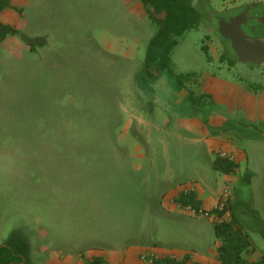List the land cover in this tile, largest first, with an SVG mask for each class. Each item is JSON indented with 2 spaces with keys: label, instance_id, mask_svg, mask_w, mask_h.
Returning a JSON list of instances; mask_svg holds the SVG:
<instances>
[{
  "label": "rangeland",
  "instance_id": "1",
  "mask_svg": "<svg viewBox=\"0 0 264 264\" xmlns=\"http://www.w3.org/2000/svg\"><path fill=\"white\" fill-rule=\"evenodd\" d=\"M190 1L205 13L252 0ZM24 2L26 34L44 35L47 44L21 34L35 51L0 48V245L15 234L30 263L40 264L44 247L58 259L142 238L136 225L156 219L147 207L158 206L159 179L176 165L162 121L174 119L175 98L181 116L191 110L195 80L182 84L175 75L208 71L264 83V64L241 62L231 48L224 53L202 21L179 38L160 77L144 68L158 27L139 0ZM172 83L188 90L175 97ZM257 183L235 195L238 206L253 198L262 208ZM246 216L240 219L250 223ZM247 232L264 250L260 232Z\"/></svg>",
  "mask_w": 264,
  "mask_h": 264
},
{
  "label": "crops",
  "instance_id": "2",
  "mask_svg": "<svg viewBox=\"0 0 264 264\" xmlns=\"http://www.w3.org/2000/svg\"><path fill=\"white\" fill-rule=\"evenodd\" d=\"M23 3L24 0H11L12 7L0 13V22L18 30L20 36L44 37L46 40L44 35L26 34V26L20 22L24 15ZM20 36L8 35L0 44L1 50L13 53L14 50L29 48L32 51L30 44ZM154 70L161 77L163 69L155 66L151 71ZM142 83H145V78ZM171 85L175 97V90H188L173 83ZM193 85L187 91L191 102L189 114L181 116V110H176V105L180 103L175 98L172 102L175 109L171 111L174 119L166 117L162 121L175 145L169 160H174L176 165L174 170L159 179L158 206L147 207L149 213H157L160 226L156 225V219L146 221L143 225H136L144 227L146 233L143 231L142 238L139 236L111 246L92 248L85 253L73 251L58 259L49 255V247H44L40 252L45 251L47 255L43 256L40 264H87L95 257L102 258L106 264H146L140 257L150 252L164 257L175 253L179 258L192 259L193 264H219L221 242L216 238L214 222L183 213L172 202L183 187L190 185L195 186L193 198L208 209L214 207L223 188L228 186L236 224L246 232L247 228L253 227L264 237V83L230 81L217 77L215 72L206 71L197 75ZM185 141L188 147H183ZM220 151L236 156L232 170L217 167V162L224 160L218 156ZM254 180L258 182L259 205L262 208L256 206L253 198L239 199L243 205L241 208L235 195L242 193L247 186L252 187ZM244 214L250 216V223L240 219V215ZM148 228H154L153 232ZM167 230H172V234H166ZM151 234L152 238L149 237ZM255 247V257L264 254V250Z\"/></svg>",
  "mask_w": 264,
  "mask_h": 264
},
{
  "label": "trees",
  "instance_id": "3",
  "mask_svg": "<svg viewBox=\"0 0 264 264\" xmlns=\"http://www.w3.org/2000/svg\"><path fill=\"white\" fill-rule=\"evenodd\" d=\"M150 20L157 25V32L152 37L145 58L146 73L156 64L160 69L170 68V54L177 46L179 38L189 29L201 25V12L190 0H139ZM11 0H0V13L11 8ZM163 14V17L161 15ZM8 35H20V32L9 25L0 22V43ZM32 51V41H28ZM206 50V46H203ZM236 61L229 60L233 65ZM180 83L184 80H197L196 73L175 75ZM235 163L227 160L218 161L217 167L226 171L232 170ZM183 202L198 204L191 197ZM216 238L221 242L218 249L219 264H264V254L255 257L256 247L248 232L236 224V221L226 224H215ZM27 244L24 239L13 234L5 245H0V264H31L28 259ZM164 264H180L178 262L162 261ZM87 264H106L105 260L95 257Z\"/></svg>",
  "mask_w": 264,
  "mask_h": 264
},
{
  "label": "water",
  "instance_id": "4",
  "mask_svg": "<svg viewBox=\"0 0 264 264\" xmlns=\"http://www.w3.org/2000/svg\"><path fill=\"white\" fill-rule=\"evenodd\" d=\"M249 7L251 8V6ZM258 8L260 9V13H258V16L257 14H248V20L246 22L250 24V33H247V31L244 30L237 31V29L229 27L232 22H238L240 21V17H243L242 13L241 15L237 14L236 18L232 16L234 10L236 11L237 8L228 9L226 11L211 10L207 12L206 16L202 18V21L205 22L207 18L208 22H211L212 15L216 16L220 20V35L224 39H229L233 50L238 56V59L244 63L250 62L252 64L261 65L264 63V32H262L264 28V2L256 5L257 10ZM257 18H259V22L256 25ZM210 28L213 33L216 32V27L214 25H211ZM255 33L258 35H256Z\"/></svg>",
  "mask_w": 264,
  "mask_h": 264
},
{
  "label": "built area",
  "instance_id": "5",
  "mask_svg": "<svg viewBox=\"0 0 264 264\" xmlns=\"http://www.w3.org/2000/svg\"><path fill=\"white\" fill-rule=\"evenodd\" d=\"M218 156L221 159L232 163L236 161L235 155L228 154L225 151H220ZM194 192V185L183 187L179 194L174 199H172L173 204L183 213H186L190 216L211 220L214 222V224H226L232 223L234 221V216L231 209L232 194L228 186L223 188L217 203L210 209L193 202H183L184 198L193 196ZM140 259L146 264H160L165 260H168L171 263L173 261H178L180 264H193L192 259L187 257L179 258L175 253L167 257H164L163 255H160L156 252L144 253L141 255Z\"/></svg>",
  "mask_w": 264,
  "mask_h": 264
},
{
  "label": "flooded vegetation",
  "instance_id": "6",
  "mask_svg": "<svg viewBox=\"0 0 264 264\" xmlns=\"http://www.w3.org/2000/svg\"><path fill=\"white\" fill-rule=\"evenodd\" d=\"M260 3H262V1H260V0H252V1H247V2H243V3H240V4H236V5H231V7L229 6V7H226V8H224L223 10H221V11H226V10H228V9H236L237 8V10L235 11L234 10V12H233V17H237L236 15L237 14H240L241 15V13L243 14V17H240V21H238V22H232L231 23V25L229 26V27H231V28H233V29H237V31H240V30H244V31H247V33L249 32L250 33V31H251V28H250V24H248L246 21L248 20V14H257V16H258V13H260V9L258 8V10L256 9V5H258V4H260ZM249 6H251V8L249 7ZM199 10V9H198ZM200 11V10H199ZM201 12V17L203 18L204 16H206V14H207V12H205V13H202V11H200ZM261 13H262V11H261ZM256 20V19H255ZM254 20V21H255ZM219 19L216 17V16H214V15H212V20H211V22H208L207 21V18H206V21L204 22V24H206V25H208V26H206V28H207V30L208 31H210V26L211 25H214L215 27H216V32L213 34V36L214 37H216L219 41H220V44L222 45V48H223V52L225 53V51L228 49H232L233 50V48H232V45H231V42L229 41V44L231 45V46H229V45H227V43H228V40L229 39H224V38H222V36L220 35V33H219ZM258 22H259V18H257V20H256V25L258 24ZM240 24H242L243 25V27H242V25H240ZM201 25H202V21H201ZM200 25V26H201ZM257 32V31H256ZM262 32H264V28H263V31ZM240 33V32H239ZM260 33H261V31H260ZM256 34V33H255ZM256 35H258V34H256ZM246 39V38H245ZM4 41V40H3ZM2 43V42H1ZM0 43V44H1ZM234 53H235V51H234ZM235 55H236V59H238V56H237V54L235 53ZM264 64V63H263Z\"/></svg>",
  "mask_w": 264,
  "mask_h": 264
}]
</instances>
